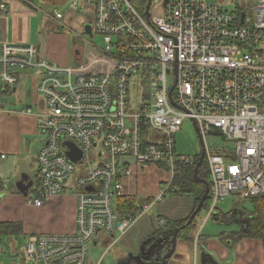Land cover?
I'll return each instance as SVG.
<instances>
[{
	"label": "built area",
	"instance_id": "2783aa9c",
	"mask_svg": "<svg viewBox=\"0 0 264 264\" xmlns=\"http://www.w3.org/2000/svg\"><path fill=\"white\" fill-rule=\"evenodd\" d=\"M210 1L151 0L147 18L132 0H69L73 8L94 9L86 26L90 39L103 38L102 73L83 63H53L35 45L0 41V92L17 90L18 76L26 74L42 108L25 111L46 137L37 155L38 187L27 204L41 208L69 195L76 202L75 232L31 234L22 264H90L97 240L108 242L102 264L107 249L170 194L176 166L198 165L200 154L177 153L186 120L196 122L204 143L209 216L228 197L264 196V0H245L232 11L225 0ZM214 133L224 145L207 144ZM160 164L170 176L167 189L122 218L117 202L133 199L125 183L135 168Z\"/></svg>",
	"mask_w": 264,
	"mask_h": 264
},
{
	"label": "crops",
	"instance_id": "0c3cea01",
	"mask_svg": "<svg viewBox=\"0 0 264 264\" xmlns=\"http://www.w3.org/2000/svg\"><path fill=\"white\" fill-rule=\"evenodd\" d=\"M0 5L6 7V12H0V41L35 45L38 47L42 58L59 65L67 66L71 64L68 35L64 34L62 30L73 33L77 39L81 40H84V35L90 36L91 34L85 30V27L87 19L92 18L94 12L92 7H88L86 11L80 7L73 8L69 0H0ZM57 6H62L64 9L68 7L67 13L64 14L63 11H58ZM51 7L55 8L54 12H50ZM56 12L65 16L63 20L56 19ZM40 15L43 16L41 19ZM64 25L67 26V29L62 27ZM75 58L76 64L83 63L84 58L80 59V55ZM18 80L19 84L23 85L22 92H25L23 96L19 95V87L11 93L0 92V224L21 223L23 227L19 235L0 237V260L3 256L9 257L10 264H14L15 256H19L21 259L20 252L24 243L23 239L26 240L31 234L68 235L73 234L76 229V202L73 196L69 195L55 199L41 208L27 204V198L32 195L33 190L38 186L37 155L45 144L46 137L40 132L36 117L25 114L27 109H32L33 112L42 110L38 106L40 99L38 100L36 97L32 85L33 81L28 75L22 73L18 76ZM28 82H31V86L26 84ZM2 156H5V158L2 159ZM141 171L136 167L133 176L125 183L127 195L136 201L137 198L133 192L134 183L136 182V191L138 192L137 184ZM145 171L150 172V175L156 174L158 171L166 175L165 180L161 181L160 179L158 181V185L166 184L170 180L167 171L159 166H150ZM206 181L209 182V180ZM19 183L25 184L28 189L25 192L22 191L18 186ZM149 191L152 192L151 188ZM156 191H154L155 194L157 193L155 196L158 195ZM172 201L165 202L170 203V205L174 204V209L170 210L163 207V211L166 213H163L164 218H159L158 221L155 219V223H150L141 218L121 239V245H115L124 250H121L123 257L120 258L122 260H118L119 264L124 263L126 258H130L131 255L140 256V249L144 242H147L144 245V252L151 246L150 242L154 240L157 241V246L154 247L155 251L151 250L150 253L163 255L168 252L163 248L168 236H162L161 238L157 236L159 230L161 234H164L163 229H165L157 225L158 222L161 220L175 222L185 219L189 221L198 206H196L194 198H187L186 202H184L185 199ZM136 203L141 207V210H144L145 206L154 204L153 198L146 196L141 197L139 202ZM156 203H158L157 209H160L162 204ZM208 208H203L207 213L205 222L211 217L218 219V216L224 217L226 215H217L215 211L209 216ZM196 218L192 222L194 228L188 237L189 239L177 243V254L175 253L176 256L173 255L167 264H199L198 255L200 252H193L190 245L192 243L196 245L201 240L205 243L206 248L201 250L204 257L202 264H264L262 241L241 238L240 233L245 230V224L240 217L243 229L237 232L239 239L232 240L229 235L223 237V239L226 238L227 245H234L236 242V246L234 245V249L230 252L223 249L215 239H206L209 235H204L201 232L198 234L195 226ZM15 239H18L19 246H16ZM105 243H102L103 247H107L108 242L105 241ZM99 246L100 241L97 240L93 247L98 248ZM93 247H91V250ZM113 247H109L107 253ZM158 257L154 256L152 260L145 263L132 260L129 264H157ZM117 258L118 251L111 264H116ZM101 259L98 256V260L92 261L90 264H98ZM103 261L104 258L102 264Z\"/></svg>",
	"mask_w": 264,
	"mask_h": 264
},
{
	"label": "rangeland",
	"instance_id": "374dc122",
	"mask_svg": "<svg viewBox=\"0 0 264 264\" xmlns=\"http://www.w3.org/2000/svg\"><path fill=\"white\" fill-rule=\"evenodd\" d=\"M212 4L217 3L219 6L222 5L220 0H211L210 1ZM245 0H225L224 3V9L228 11H232L238 4L244 3ZM58 11H63L64 14L67 13L68 7L66 9L62 8V6H57L56 8ZM63 9V10H62ZM55 8L51 7L50 12H54ZM43 15V14H42ZM40 15V19L43 17ZM63 33L68 35V43H69V58L71 61L70 65H77L76 64V52L80 55V59H83L84 66L86 68L89 67L88 72L90 73H102L107 71V57L102 53V50L104 48V41L101 36H95V38L90 39L88 35H84L83 38L84 40L77 39L73 33L66 32L65 30H62ZM76 40V41H75ZM87 40V41H86ZM106 61V62H105ZM28 86H31V82L26 83ZM33 85V82H32ZM17 87H19V95L23 96L25 92H22L23 85L19 84ZM38 97H40L37 94ZM25 99V97H24ZM136 100H139V93L135 88H133V102ZM207 144L212 147L213 145L220 146L224 145V141L221 137L215 136V135H210L207 137ZM176 149L177 153L180 155H185V156H196L201 153L202 146L200 143V140L198 138L197 132L193 126V122L191 120H186L182 126L181 131L178 133L176 137ZM146 169L140 172V177L138 180V192L136 191V182L134 183V195L137 198V202H139L140 198L143 196L146 197H152L153 199L156 197L154 191L160 193L161 188L163 190H166L168 186L166 184H160L158 185V181L161 179V181L165 180L166 175L162 172L156 173V174H151L150 172H146ZM154 187V188H153ZM151 188V191L149 189ZM153 188V189H152ZM129 192V193H133ZM187 198H193L191 196H186V197H180V196H174L172 194H168L165 197L161 199L159 203H161L160 209H157L158 203H155L153 207H150L149 210L143 215L141 218L144 220L150 222V223H155V219L158 221V219L164 218V214H166L163 211V207L173 210L174 209V204H167L165 202H176L175 199H185L184 202H186ZM167 204V205H166ZM216 214L217 215H225L228 217H233V220H229L231 222H223V221H218L216 217H211L206 221V216L207 213L205 210L201 212L196 218L195 226L197 227V232L203 233L204 235H209L206 239H215L219 245L223 249H227L229 252L234 249V245L236 246V242L234 245H227L226 244V238L223 239V237H227V235L230 236L232 240H237L239 239V235H237V232H240L243 229V224L240 223V214L245 211V210H252V206L250 203L246 200H244V197L240 196H231L225 199L223 202L219 203L218 206L216 207ZM164 213V214H163ZM140 218V219H141ZM140 219L137 221V223L140 221ZM153 219V220H152ZM136 223V224H137ZM160 226V222L158 224ZM25 239H23V242ZM15 243L17 244L16 246H19L20 243L18 239H15ZM23 243V244H24ZM117 245H121V242H119ZM13 249V247H12ZM202 249L205 248V243L203 240H201L199 243H196L194 245V252H200L198 255V261L199 264H202L204 257L203 254L201 253ZM1 250V247H0ZM106 247H103L102 243H100V246L98 248L93 247L91 252H90V262L92 261H97L98 256L99 258H102L104 256ZM123 248L120 246L117 247L114 245L112 250L107 253L104 257L103 264H111L113 257L116 255V252L118 251V258L116 261V264L118 263V260L121 257H123L122 251ZM9 257L3 256L1 257L0 264H10ZM107 258V259H106ZM126 258V257H125ZM124 258V259H125ZM14 264H22L20 262V257L15 256L14 258Z\"/></svg>",
	"mask_w": 264,
	"mask_h": 264
},
{
	"label": "trees",
	"instance_id": "16d2710c",
	"mask_svg": "<svg viewBox=\"0 0 264 264\" xmlns=\"http://www.w3.org/2000/svg\"><path fill=\"white\" fill-rule=\"evenodd\" d=\"M135 7L138 11L144 15L146 7L148 5L149 0H132ZM9 93V92H5ZM215 136L220 137L219 133H214ZM161 165V166H160ZM159 166L162 168L163 164ZM163 169L167 170V168L163 167ZM198 178L195 177V167L189 166H176V174L174 180L171 185L170 194L174 196L186 197L191 196L195 199L196 206L199 204L201 197L205 192V186L199 182V179L209 180V171L204 164L200 167L198 173ZM38 187V186H37ZM37 187L33 190V193L36 192ZM250 205L252 206V210L248 211L245 210L241 213L240 219L245 224V230H242L240 233L242 239H258L262 241L264 247V196L263 197H256L251 198L248 197L247 200ZM137 201L135 199H127L126 197L120 199L117 202V211L122 218L132 217L137 215L141 212V207L137 205ZM210 205V200L207 199L204 205V209H207ZM218 220H223L228 222L229 220H233V217L228 216H218ZM188 219L181 220V221H166V226L163 229L164 234L169 235L168 233L172 230H176L181 228L182 226L186 225ZM194 224H191L189 227L182 229L178 235V242L186 241L189 238V235L192 231ZM22 224L21 223H4L0 224V237L1 236H8V235H19L22 232ZM167 229V230H166ZM166 230V231H164ZM163 234V233H162ZM161 231L157 232V236L162 235ZM172 238L170 239L171 242ZM151 241V240H150ZM152 242V241H151ZM150 242V243H151ZM168 243L165 244V247L170 246ZM161 258L157 260L160 263Z\"/></svg>",
	"mask_w": 264,
	"mask_h": 264
},
{
	"label": "water",
	"instance_id": "95a60500",
	"mask_svg": "<svg viewBox=\"0 0 264 264\" xmlns=\"http://www.w3.org/2000/svg\"><path fill=\"white\" fill-rule=\"evenodd\" d=\"M150 3H151V0H149L148 5H147V7H146V11H145V15H146L147 18H149V15H150ZM166 4H167V1L165 2V5H166ZM85 30H86L89 34L91 33V32H90V26H86V27H85ZM76 55H79L78 52H76ZM171 92H172V91H171ZM191 121L193 122V126H194V128H195V130H196V132H197L198 138H199L200 143H201V146H202V150H201V153H200L199 163H198V165H197L196 168H195V177L198 178L197 173H198V171H199V169H200V166L202 165V163H203V161H204V158H205V151H204V143H203V139H202V137L200 136V133H199V130H198L197 124H196V122H195L194 120H191ZM67 144H68L70 147H73V148H74V145H72V144H70V143H67ZM68 155H69L70 158L73 159L74 161H77V160L79 159V157H78V155H77V153H76L75 151H72V152L69 153ZM199 182H201V183L205 186V192H204L203 196L201 197V200H200V202H199V204H198V206H197V209H196L195 212L191 215L189 221L187 222V224H186L184 227H182V228H178V229H176V230L173 231L172 247H171V249H170V250H169V251H168V252L162 257L160 263L157 262V264H167L168 261L173 257V255H174V257L176 256V254H177V253H176V251H177L176 247H177V243H178V234L180 233V231H181L183 228L189 227V226L192 224L193 220H194V219L197 217V215H198L199 213H201V211L203 210L204 205H205V202L207 201V199H209V192H210L209 183H208L206 180H204V179L199 180ZM31 184H32V183H31ZM31 184H30V185H31ZM18 186H19L20 189H21L22 191H24V192L28 189V186H26L25 184H21V183H19ZM247 222H248V221H247ZM247 222H245V224H246ZM146 243H147V242H144V243L142 244V246H141V249H140V256H133V255H131L130 258H129V257L126 258V261H128V262L125 261V262L122 263V264H129V262L132 261V260H134V261H135V260H139V261H142L143 263H145V262H148V261L152 260V259L154 258V256H157V257H158L157 254L149 255V254H146V253L144 252V245H145ZM190 246H191V248H192V250H193V252H194V244L192 243ZM175 253H176V254H175ZM157 260H158V258H157ZM143 263H142V264H143Z\"/></svg>",
	"mask_w": 264,
	"mask_h": 264
},
{
	"label": "flooded vegetation",
	"instance_id": "af4514ba",
	"mask_svg": "<svg viewBox=\"0 0 264 264\" xmlns=\"http://www.w3.org/2000/svg\"><path fill=\"white\" fill-rule=\"evenodd\" d=\"M168 234H169V235H166V234L160 235V236H158V238H161L162 236H168V238L166 239L165 244L168 243V245H169L170 239L173 238V232H169ZM147 245H148V244H147ZM150 245H151V246L148 247V249H147V251H145V253H146V254H149V255H153V253H150V251H151V250H152V251H155L154 247L157 246V241H156V242H155V240L152 241V242L150 243ZM171 247H172V240H171V242H170V246H167V247L163 246V248L166 249V251H169V250L171 249ZM158 249H159V248H158ZM158 249H157V250H158ZM160 250H161V248H160ZM165 254H166V253H165ZM165 254H163V255H162V254H158V256H159L158 259H159V258L162 259V257H163Z\"/></svg>",
	"mask_w": 264,
	"mask_h": 264
}]
</instances>
